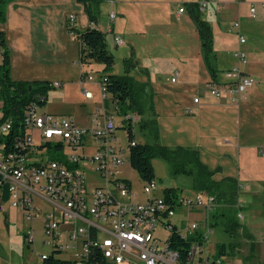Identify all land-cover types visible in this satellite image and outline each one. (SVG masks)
<instances>
[{
    "label": "crops",
    "instance_id": "crops-1",
    "mask_svg": "<svg viewBox=\"0 0 264 264\" xmlns=\"http://www.w3.org/2000/svg\"><path fill=\"white\" fill-rule=\"evenodd\" d=\"M195 2L197 0H104L97 27L109 34L117 51L123 50V59L129 58L128 51H124L127 45L135 63L129 72L140 70L141 57L146 54L151 55L152 63H176L169 71L170 88L164 91L161 113L151 115L147 110L141 118L156 120L159 143L196 148L214 180H238L236 204L216 203L212 210L177 208H183L187 216L194 213L197 217L192 222H198L197 230L204 231L203 222L206 225L208 220L225 219L217 213L223 210L227 215L237 209L244 219V208L254 201L261 202L264 193V0H209L201 13L212 30L213 63L218 69L220 87L229 81L226 70L237 65L235 51L243 49L247 53L248 61L242 70L252 76L255 83L234 102L228 94L218 98L208 91L211 78L188 11V4ZM182 6L185 10L179 12ZM251 6L255 8L254 16L250 15ZM110 11L115 13L111 21ZM70 13L76 16V34L67 29L66 18ZM234 22L238 27L230 30ZM89 25L83 5L76 0H11L0 30L5 33L10 51L12 79L59 81V95L69 84L85 88L87 81L82 82L81 77L84 68L78 62L81 47L78 32ZM108 26L111 27L109 32ZM240 35L245 38L242 44ZM115 36L122 39V44L115 43ZM152 66L145 68L154 72ZM173 76L175 81H171ZM196 96L199 97L197 103L193 101ZM1 104L0 101V107ZM146 142L153 141L148 136ZM164 188L161 187L162 193ZM249 213H253L251 209ZM13 220L11 207L5 204L4 210H0V264H20L6 243L9 234L14 232ZM233 264L240 262L236 259Z\"/></svg>",
    "mask_w": 264,
    "mask_h": 264
},
{
    "label": "built area",
    "instance_id": "built-area-1",
    "mask_svg": "<svg viewBox=\"0 0 264 264\" xmlns=\"http://www.w3.org/2000/svg\"><path fill=\"white\" fill-rule=\"evenodd\" d=\"M208 2L197 0L201 13ZM178 10L183 12L185 8L182 6ZM108 15L110 21L115 17L114 11ZM250 15H255L254 6L250 7ZM75 17L70 13L66 18L71 34H76ZM237 27L238 23L234 22L230 30ZM107 30L111 31V27ZM114 41L122 44L119 36H115ZM244 41L240 35L239 43ZM234 55L237 65L225 72L229 81L223 87L218 83L208 84L210 94L218 98L228 94L233 102L255 83V79L242 70L248 61L247 53L237 49ZM91 80V75L82 77V82ZM171 81H175V76ZM50 85L56 88L61 83L54 81ZM98 85L101 104L96 107L88 125H78L72 115L38 113L37 108L44 106L45 96H39L27 105L22 132L10 136L11 120L8 118L0 123V210L7 204L18 209L25 221L41 220L47 238L45 243L53 252L70 250L71 261L75 264H200L201 259L222 264L221 257L212 259L204 255L206 229L202 231L203 241L190 245L183 262L180 253L168 243L174 226L171 217L176 209H212L211 196L200 193L180 195L173 204L163 193H155L159 184L152 179L143 183L144 198L141 200L131 183L127 184L119 177L121 166L128 161L130 148L137 143L135 137L129 138L130 127L133 131L141 114L121 111L117 100L109 99L104 82L98 79ZM82 91L86 99H93L91 91L86 88ZM198 100V96L193 98L195 103ZM117 129L123 131V143L116 135ZM34 130L41 137L38 144L33 141L31 132ZM8 134L10 140L5 143ZM65 146L73 152L66 154ZM90 147L94 152L88 154ZM89 166L96 177L87 176ZM35 196L42 199L43 210L35 205ZM242 217L237 213L238 219ZM198 227L197 222H191L178 231L186 237ZM159 228L164 237L158 234ZM24 237L29 243L34 240L32 227L26 230ZM49 253L40 254L41 260Z\"/></svg>",
    "mask_w": 264,
    "mask_h": 264
},
{
    "label": "trees",
    "instance_id": "trees-1",
    "mask_svg": "<svg viewBox=\"0 0 264 264\" xmlns=\"http://www.w3.org/2000/svg\"><path fill=\"white\" fill-rule=\"evenodd\" d=\"M11 0H0V22L6 20V6ZM81 3L89 20V27L84 31L78 32L80 40V52L78 62L84 68L81 77L87 74L86 68L92 62L101 65V70L97 71L99 79L104 82L106 92L110 100H117L121 111L132 110L143 115L147 110L154 115L151 106H147V99L142 96L144 91L143 83H139L128 75H115L110 72L115 61L113 54L107 49V39L105 32L97 27L99 21V6L104 0H76ZM189 16L197 29L200 42L201 54L207 71L209 72L211 83H218V69L213 63L215 56L212 44V30L209 23L202 17L198 9V4H188ZM69 29V28H67ZM76 32V30H75ZM125 71L129 72L135 66L132 57L124 60ZM52 89L49 81H21L14 80L11 77V60L10 51L6 41L5 33L0 30V101L2 102L0 111L2 117L0 123L5 119L11 120L10 136L14 133L23 131V118L27 105L32 100H37L39 96H45V104L48 91ZM139 129L145 131L146 135L151 138L152 143L137 142L130 148L128 162L137 172L143 183L155 179L152 158L159 156L165 159L170 167L172 174L183 173L192 176L193 190L202 195H209L213 198L214 204L233 205L237 202L240 186L235 178H223L216 181L212 178L210 171L200 160L199 151L196 148L184 146H166L158 141V126L154 118L142 117L139 122ZM9 134L4 138L5 143L9 139ZM134 132L130 127L129 138H134ZM59 146H57L58 148ZM127 184L130 181L124 179ZM181 194L173 186L163 189V196L167 201L175 204ZM6 198V195H5ZM262 205L264 208V193L262 196ZM240 209H243L240 208ZM245 209V208H244ZM225 216V228L231 233H236L239 227L237 216ZM216 216V214H215ZM218 216V215H217ZM217 223V220L214 221ZM244 230L246 228L244 227ZM203 232L196 230L189 236L182 237L178 228L174 225L168 239L169 246L180 253V261L183 262L188 254L190 245L193 242L203 241ZM250 236V234H248ZM239 242L234 241L228 244L222 243L218 246L214 258L224 256L234 257L237 255ZM59 252H50L43 260V264H75L71 260L60 258ZM213 259V258H212ZM200 264H213V261Z\"/></svg>",
    "mask_w": 264,
    "mask_h": 264
},
{
    "label": "rangeland",
    "instance_id": "rangeland-1",
    "mask_svg": "<svg viewBox=\"0 0 264 264\" xmlns=\"http://www.w3.org/2000/svg\"><path fill=\"white\" fill-rule=\"evenodd\" d=\"M103 3L104 1H102L100 5H102ZM101 11H103V7L101 10V7L99 6V16ZM103 32H105V30H103ZM105 35L107 39L108 49L113 54L115 61L110 72L119 76L126 74L132 77L137 82L143 83L145 87L142 96L147 99V106H151V109L155 114H160V111H162V108L160 109V107L163 106L161 100L165 97L164 91L170 88L169 71L176 65V63H167L165 61L152 63L151 55L146 54L141 57L143 66L140 65L139 71L134 70L131 72H126L124 64L125 59H123L122 56L123 50L119 49L117 51L111 44V38L109 34L105 32ZM125 50L126 53L128 51L126 55L132 57V59L134 60L133 55L130 54L127 45L124 47V51ZM151 66L152 69L155 70L154 72L151 70L147 71V68L149 67L150 69ZM157 67H159L158 70ZM100 70L101 65L96 62H92L89 67L86 68L87 74L91 75L92 80L85 83V88L94 94L92 100H87L84 97L83 91L80 86H78L77 84H69L62 95H59L61 87L57 88L56 91H54V89L56 88L51 89L44 106L37 108L38 113H42L44 111L58 113L60 111L61 113L64 112L67 114H71L76 119L78 125H88L96 107L101 104L98 85L99 74L97 72ZM185 89L188 88L185 87ZM133 127L135 138L140 142H146L148 136L146 135L145 131H141L139 129V124L136 123ZM31 133L33 141L36 144L40 143L41 137L39 132L37 130H34ZM116 135L123 143L124 134L122 129H117ZM64 152L66 154H71V152L73 151L69 147L65 146ZM93 152V147H90L87 150L88 154H91ZM152 167L155 179L159 184L158 189L155 191V193H157L158 195H162L161 187L169 186L171 185V183L173 184L172 186L176 188V191L181 195L193 196L195 194L192 193V191H194L192 186V176L183 173L172 174L169 164L165 159L159 156L153 157ZM86 172L89 178L96 177V174L91 169V166L87 167ZM119 177L130 181L133 190L138 192V199L142 200L144 198V195L142 193L143 182L139 178L137 172L130 166V163L128 161H126L121 166ZM92 186L93 185L90 184V187ZM34 203L35 205H38L42 210L45 208V205L43 204V201L39 196H35ZM3 207L5 208V205ZM250 209L253 212L252 214L249 213ZM223 211L217 212L219 213L218 215L223 213ZM260 211L262 214H264L262 200L261 202L254 201V204L250 203L248 208L246 207L245 211L243 212V215H245L244 219H238V222L242 227H239L236 230V233H231L230 231L226 230V226L224 223L225 219L219 220L217 221V223L208 220L206 225L203 222L202 227L206 229L207 237V241L204 245V255L209 256L210 258H214L220 244H228L230 242L237 241L239 242L237 255L234 257H222V264H233L236 259H238V263L240 262V264H264V215H262ZM227 212L229 213V211ZM237 213H239V211L237 209H234V215H227L235 217L237 216ZM211 214L212 211L210 212V215ZM11 216L14 219L11 224L14 232H11L9 234L8 238L6 239V243L8 244L9 248L13 250V252H15V259L20 264H43L40 254L51 252L52 247L49 244L45 243L47 238L42 231V221H25L21 215V212L13 207H11ZM196 217L197 216L194 213H190L187 216L185 214V210L181 208L176 210L175 214L171 217V222L175 223L177 228L181 230V228H183L186 223L190 224ZM30 227L33 228L34 240L29 243L26 241L24 234ZM244 227L246 228V230H244ZM157 232L164 237L165 234L163 233L161 228H159ZM248 234H250V236H248ZM70 252L71 251L68 250L67 253L61 252L57 255L62 259L71 260Z\"/></svg>",
    "mask_w": 264,
    "mask_h": 264
}]
</instances>
